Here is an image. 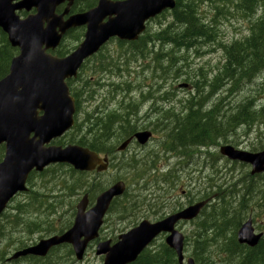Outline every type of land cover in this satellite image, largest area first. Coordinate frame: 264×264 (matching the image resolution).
Returning <instances> with one entry per match:
<instances>
[{"label": "water", "instance_id": "water-1", "mask_svg": "<svg viewBox=\"0 0 264 264\" xmlns=\"http://www.w3.org/2000/svg\"><path fill=\"white\" fill-rule=\"evenodd\" d=\"M77 0H0V29L18 54L11 60L8 74L0 80V146L4 157L0 162V215L13 196L26 192V181L34 171L41 173L55 164H65L79 172H102L107 158L77 145L57 146L51 143L62 137L74 125L75 106L67 80L75 79L83 62L95 55L110 39L133 42L145 31V24L162 12L172 10L175 0H97L93 8L70 14ZM65 4L60 14L56 8ZM34 11L25 18L17 12ZM84 27L83 40L65 57L55 50L64 35ZM151 134L139 132L134 138L141 145ZM131 138L118 151L126 149ZM231 161L251 166V175L264 173V151L249 153L230 146L219 149ZM125 184L118 181L103 191L92 208L87 209L84 195L76 205L71 227L60 235L40 240L34 246L16 252L9 260L33 256L44 258L60 245L71 246L80 262L88 245L98 239L99 229L112 200L121 196ZM209 200L150 222L142 220L137 226L120 234L115 243L99 241L95 256L103 257L101 264H130L161 234L165 244L176 254L178 264H195L184 260L185 238L175 226L197 218ZM262 235H256L251 220L241 224L237 242L250 248L257 246Z\"/></svg>", "mask_w": 264, "mask_h": 264}, {"label": "rangeland", "instance_id": "rangeland-1", "mask_svg": "<svg viewBox=\"0 0 264 264\" xmlns=\"http://www.w3.org/2000/svg\"><path fill=\"white\" fill-rule=\"evenodd\" d=\"M201 10L204 11L205 15H210V7L204 5ZM229 10L230 15H227L226 19H221L216 25L218 31L216 41L198 44L196 46L197 52L193 50L188 52L179 51V54L176 52L177 55H174L171 54L172 48L169 45L155 42L156 44L153 46L151 44L153 41L144 42L143 47L138 45L122 48H119L115 41L109 42L105 53L109 54L107 61L110 60V64L106 69L99 70L97 64H89V67L87 66L85 69L86 80L99 82L101 86L92 85L88 87L80 81L83 93L76 119L82 127L86 128L83 124L86 122V117L105 116L106 110H116L120 114L128 113L129 117L133 116L134 119L142 121L141 123L132 121L136 122L139 128L155 129L153 138L147 145L142 147L134 143L126 150L125 156L132 158L134 155L137 160H141L144 164H154L160 172L172 171L173 176L177 178V182L176 187L174 190L172 188L173 191L170 194L172 197L170 198L172 201L170 204L173 205L169 210H172L174 206L176 208L182 207L190 201L205 199V195H207L209 199L212 198V206L214 205L215 209L225 204L229 210L234 208L237 215H242L241 222L244 223L248 218H251L255 232L262 233L264 239V175L251 177L249 175V165L229 161L218 152L220 146H230L248 152L261 151H252V147L260 141L264 142V122L255 125L250 130L238 128L230 131L226 135L227 138L221 140L219 145L210 146L205 151H201V148L200 152L192 150V153H189L186 157H176L171 153H167V150L161 145L163 142H168L166 132H169L172 124H174L175 118L171 114H179L182 118L186 112L184 111V105L187 104L188 98L197 97L198 92L201 91V85L193 86L191 84L193 81H200V78L196 76L199 69L206 72L207 78L213 77L223 62L224 53L220 45L230 44L232 41L241 40L248 35L250 19L242 17L234 8ZM156 21L150 22L147 26L146 32L153 33L152 37H155L156 33L167 29L164 18H159ZM66 43L77 46L79 41H73L69 37L66 39ZM167 54L171 55V61L167 58ZM159 56H162L160 60H158ZM183 84L189 86L179 88ZM226 89V86H220L217 90H214L216 101H221L222 97L228 94L225 96V100L220 102L224 109H227V105L235 108L241 101L249 98L260 99L259 101L256 100V105H259L262 102L261 99H264V73L256 76L251 83L243 85L238 93L230 95L228 90L225 91ZM261 96L263 97L260 98ZM129 99L132 102L128 101ZM223 108L222 110L220 108V113H225ZM159 119L161 120L160 126L157 124ZM218 119L220 120L219 116ZM92 124L95 125L96 123L93 122ZM159 127L161 129H158ZM72 136L73 134L62 138L63 145L71 144L68 141ZM68 168L69 166L61 168L57 165L50 166V171L45 172L44 175L30 177L27 181L28 192L22 194L16 203L12 204V215H24L17 213L16 207L18 208L19 204L27 205L31 196L32 198H42L41 196H43L46 201L58 204L61 196L67 193L68 185L72 181L75 183L82 182L81 190L76 191L70 197L61 198L63 204L60 205L57 214L52 217L57 226L62 218L63 221L70 219L71 207H75L92 183H96L100 189L103 188V191L117 181V178H123L124 181L130 182L128 171L118 173L113 168H109L104 174L88 176L84 181L78 174L71 173ZM152 173H155L154 168L151 169V172L147 171L148 178H151ZM235 183H241V185L233 188L232 185ZM138 188L139 186L136 188L130 186V192ZM100 192L97 191L95 197ZM137 194L140 193L137 192ZM146 194L148 192L141 193V197ZM93 201L94 199L91 204ZM41 210L43 211L44 208L41 209L37 202L34 204L31 215H40ZM169 210H164L157 215H164L166 212H170ZM111 211L113 215L108 216L101 233L103 240L116 237L119 233L129 230L142 220L151 221L154 219L151 213H146L144 210L139 212L134 209H131L130 212L129 207L123 214H120L122 211L120 206H116ZM210 211L211 209H208L206 213ZM58 215H60L59 218L56 217ZM121 216L124 217L120 218ZM200 220L201 218L196 219L194 223L183 224L179 227V230L187 238V249L191 248L190 240L198 238L197 235L194 238V235L198 228L197 223ZM6 224V221H0V227L6 229L0 240V253L3 259L19 249L20 241H24V244L29 246L37 242L42 235V233H39L30 236L22 230H18L19 233L16 232V234L12 233L10 235V230L6 228ZM208 234L209 244L204 254L206 262L208 264H238L242 258L239 256L242 253H238L240 255H230L225 250L220 249L224 240H226V245L229 244L230 233L226 232L225 238L219 240L217 244L216 241H211L212 232ZM160 241V239H157L155 243H160ZM195 245L199 246V241L195 240L193 246ZM186 254L189 256V252H186ZM58 255L63 260L62 251ZM18 261L15 260L13 263H11L12 261L8 263L3 261L0 264H20ZM66 261L65 264H100L102 260L95 256L94 247H92L86 251L82 262H76L75 260L71 262L70 259Z\"/></svg>", "mask_w": 264, "mask_h": 264}, {"label": "trees", "instance_id": "trees-1", "mask_svg": "<svg viewBox=\"0 0 264 264\" xmlns=\"http://www.w3.org/2000/svg\"><path fill=\"white\" fill-rule=\"evenodd\" d=\"M95 4L96 0L77 1L72 6L71 13L86 11L94 7ZM204 5L210 7L209 16L205 15L204 11L201 10V7ZM228 8H234V10H236L242 17L250 19L248 28L249 33L241 40H234L230 44L220 45V48H222L224 53L223 62L220 68L217 69V72L210 79L205 75L206 72L199 69L196 76L200 78V81H193L191 84L193 86L201 85V91L198 92L197 97L193 96L188 98L187 104L184 105V111L186 112L183 114L182 118H180L179 114H171L175 118L173 122L174 124H172L169 132H166L168 134V142H163L161 145L167 150V153H171L176 157H186L189 153H192V150L200 152L199 150L201 148V151H205V149L210 146L219 145L221 140L227 138L226 135L230 131L238 128L250 129L252 126L260 125L264 122V99H261L262 102L259 105H256V100L259 101L260 99L249 98L241 101L235 108L227 105V109H224L220 105L221 101H216L214 96V90H217L220 86H226L227 89L225 91L228 90L230 95L238 93L243 85L251 83L256 76L264 73V0H176V5L173 10L169 11V13H167L168 11L164 12L162 15L154 19L156 21L159 18H164L166 20L165 27L167 29L156 33L154 35L155 37H152L153 33L145 31V33L135 42L117 43L119 48L136 47L138 45L143 47L144 42L149 43L153 41L151 43L153 46H155V42H159V44L162 45H169L172 48L171 54L174 55H177L176 52L178 53L179 51L188 52L193 50L197 52L196 46L198 44L203 42L212 43L216 41L218 37L216 25L221 19H226V16L230 15V10ZM61 9L62 6L58 7L57 12H60ZM159 23L162 25L161 22ZM82 35L83 29L69 31L62 40L60 46L52 54L58 57L66 56L76 47L71 46L70 43H66V39L70 37L73 41H80ZM105 51L103 55L100 52L98 55L93 56L92 60H90L91 62L88 61L90 62L89 64H97L99 70H105L110 64V60L107 61L109 54H106ZM17 52V49L12 48L8 44L6 35L0 30V79L7 74L11 59L17 54ZM170 56V54H167V58L171 61ZM161 57L162 56H159L158 60H160ZM84 67L78 72L76 80H70L67 83L71 96L75 100L76 115L80 110L81 95L83 93L80 81L84 82L85 86L88 87H91L92 85L97 87L101 86L99 82H90L86 80ZM262 97L263 96L260 98ZM128 101L132 102L130 99ZM220 108L221 110L223 108L225 113H220ZM105 116L107 117L105 121H95L98 128L88 138L85 137L82 132V126L77 120L73 128L64 135L66 138L73 134L68 143L86 147L100 155L106 154L110 157L111 167H117L121 172L128 171V180L130 182H125L129 185V190L121 197L112 201L104 222H106L109 215H113L111 210L116 206L122 208L120 214H123L128 207L130 212L131 209L138 211L141 210L146 201H150L145 206L150 209L149 211L153 214L151 216L154 217L155 220L161 219L163 215L157 214L163 212V208H167L169 205L164 204V202L161 201L160 196H154V193L149 195L146 194V196L144 195L141 197V194L133 192L135 189L130 192V186H133V188L139 186V190H136L140 192L147 189V186L152 184L151 186H154L155 190H164L165 192L175 187L177 178L175 179L171 170L160 172L154 164L153 166L156 174L152 173L151 178H148L147 171L151 172V168L147 169L148 164L143 163V166H138L137 161L131 157L118 158V155L115 153V147L111 145L109 141L113 139L118 144L131 137V134L134 131L132 126H134L135 123L128 118V113L120 114L116 110L108 111V113L106 112ZM218 116L220 117V120L218 119ZM117 122L120 124L119 127L116 130H112V127ZM160 122L161 120L159 119L157 121L159 126L161 125ZM158 129L161 128L159 127ZM55 144L63 145V142L58 140ZM259 150H264L263 141L258 142L257 145L252 147V151ZM121 155H124V153H121ZM2 156L3 147L1 146L0 158ZM57 166L59 168L67 167L65 165ZM68 169H70L71 173L78 174V176L84 181L86 177L91 175L88 173L73 171L71 167ZM48 171H50V167L46 168L39 174L31 173L30 177L32 178L34 175L42 176ZM120 179L124 180L123 178ZM143 183L144 185H142ZM81 184L82 182L75 183L72 181L68 185L67 193L63 194L61 198L65 196L70 197L72 194H75L76 191L81 190ZM240 185L241 183H235L232 187L235 188ZM161 186H166L167 188L163 189ZM102 189L103 188L100 189L96 183H92L84 193H88L89 199L93 200L96 192L102 191ZM41 197L42 198H32L31 196L27 205L23 206L19 204L18 208L16 207L17 213L20 212L24 214L21 215L23 220L17 225L15 222L6 224V228L10 230V235L12 231H21L22 229L30 236L42 233V235H45L44 237H46L49 236V234H61L70 227L75 214V207L72 206L70 209V219L63 221L62 218L56 226L52 217L57 214V210L60 205L63 204V200L60 198V203L56 204L46 201L43 199L45 198L43 196ZM37 202L41 209L44 208V210H41L40 215H31L33 213L34 204ZM209 209H211L209 213H206L207 210H205V212L199 217L201 220L197 223L198 228L194 235V238L196 235L198 238L190 240V249L185 248V252H189V256L194 259L195 264H208L204 254L206 253L209 244V232H212L211 241H216V244L219 240L225 238L226 232L230 233V238L228 239L229 244L226 245V240H224L220 249L225 250V252L230 255L242 253V255L239 256L242 258L238 264H264V241L260 242L257 247L253 249L238 245L236 242L235 233L241 224L242 215H237L234 208L229 210L225 204H222L218 209H215L214 205H210ZM56 217L59 218L60 215ZM123 217L124 216H121L120 218ZM103 229L104 228L101 229V233ZM5 230L6 229L0 227V239L4 236ZM42 235L39 239L43 238ZM115 238L116 237H113L111 239L115 240ZM195 240L199 241V246H193ZM185 241L187 242V238ZM187 243L185 246H187ZM93 244L94 243L90 244L88 248L91 249ZM19 245V249L27 247V245L24 244V241H20ZM60 251H62V259L64 261L61 260V256L58 255ZM67 259L74 262L73 251L68 245L53 248L45 258L26 257V259H20L21 261L19 260V263L65 264ZM3 261L5 260L1 257L0 253V262ZM131 264H177V261L175 253L168 249L161 240L160 243H153L151 247L145 249L139 255L137 260Z\"/></svg>", "mask_w": 264, "mask_h": 264}, {"label": "flooded vegetation", "instance_id": "flooded-vegetation-1", "mask_svg": "<svg viewBox=\"0 0 264 264\" xmlns=\"http://www.w3.org/2000/svg\"><path fill=\"white\" fill-rule=\"evenodd\" d=\"M107 112V111H106ZM96 118H98V119H96ZM96 119V120H95ZM102 119L103 120H105V119H107L106 118V116H92V117H86V122L85 123H83L85 126H86V128H84L83 127V129H82V132L84 133V135H85V137L86 138H88L90 135H91V133H93L98 127L96 126V124L95 125H92V123L94 122V121H98V120H101L102 121ZM129 119L131 120V121H138V122H142V121H140L139 119H134L133 117H129ZM134 119V120H133ZM119 127V125H118V122L116 123V124H114V126L112 127V130H116L117 128ZM141 129H143V128H141ZM141 129H139V130H141ZM139 130H137V131H139ZM145 130V129H144ZM135 131V130H134ZM133 131V132H134ZM153 133V132H152ZM131 135H133V133L131 134ZM134 144V143H133ZM140 146V145H139ZM142 147H144V146H142ZM3 154H4V149H3ZM133 157H134V159L137 161V165L138 166H143V162L141 161V160H137L136 158H135V156L133 155ZM2 159H3V156L0 158V162L2 161ZM148 166H153V165H151V164H148ZM184 194L186 193V192H183ZM22 194L23 193H18V194H16L15 196H13L12 197V199L10 200V202H9V204L7 205V208H6V210H5V212H4V215H0V221L1 220H4V221H6L7 223H10V222H15V224L17 225L18 223H20V222H22V220H23V217L20 215H12L13 214V207H12V204L15 202L16 203V201L22 196ZM190 204H192V203H187V204H184V205H182V207H177L174 211H171V212H167L165 215H171V214H173V213H175V212H177V211H179V210H181V209H183V208H185V207H187V206H189ZM20 213V212H19ZM25 218H27V217H25ZM11 224H13V223H11ZM14 226V225H13ZM19 229H21V228H19ZM22 230V229H21ZM23 231V230H22ZM15 232H17V231H12L11 232V234L12 233H15ZM1 240V239H0ZM262 241H264V239H263V237L260 239V241H259V243L260 242H262ZM258 243V244H259ZM21 249V248H20ZM17 250H19V249H17ZM16 250V251H17ZM7 256V255H6ZM8 258V257H7ZM5 261L7 262V259H6V257H5Z\"/></svg>", "mask_w": 264, "mask_h": 264}, {"label": "bare ground", "instance_id": "bare-ground-1", "mask_svg": "<svg viewBox=\"0 0 264 264\" xmlns=\"http://www.w3.org/2000/svg\"><path fill=\"white\" fill-rule=\"evenodd\" d=\"M167 13H169V12H167ZM162 15V14H161ZM201 23V22H200ZM131 46V45H130ZM260 71V70H259ZM225 96H227V94L225 95ZM225 96H223L222 97V99H221V102H223L224 100H225ZM203 103V102H202ZM107 105V104H106ZM107 107H108V105H107ZM105 108V107H104ZM204 108V107H203ZM106 111H108V110H106ZM110 111V110H109ZM260 112V111H259ZM108 113V112H107ZM124 116V115H123ZM122 117V116H121ZM133 117V116H132ZM107 118V117H106ZM126 118V117H125ZM96 119H98V118H96ZM95 119V120H96ZM119 119V118H118ZM117 119V120H118ZM103 120V119H102ZM120 120V119H119ZM118 120V121H119ZM134 120V119H133ZM105 121V120H104ZM95 122V121H94ZM134 123V122H133ZM116 124V123H115ZM118 125H120V124H118ZM123 126V125H122ZM132 128H134V132H133V135L132 136H134L136 133H139V132H144V131H146V130H148V128H146V127H144L143 129H141V128H139V127H137V125H136V122H135V125L134 126H132ZM83 129V128H82ZM101 129V128H100ZM125 129V128H124ZM127 129V128H126ZM139 129H141V130H139ZM145 129V130H144ZM119 130V129H118ZM137 130H139V131H137ZM120 131V130H119ZM94 134H96V133H94ZM100 134V133H99ZM118 134V133H117ZM120 134V133H119ZM91 135H92V133H91ZM121 135V134H120ZM131 136V137H132ZM91 141H93V140H91ZM133 144V143H132ZM112 151V150H111ZM110 152V151H109ZM115 155V154H114ZM116 157V156H115ZM113 160V159H112ZM121 162V161H120ZM118 163V162H117ZM116 163V164H117ZM114 164H115V162H114ZM168 174V173H167ZM176 177V176H175ZM176 179V178H175ZM142 185H144V183L142 184ZM150 185H152V184H150ZM155 185V184H154ZM158 186V185H157ZM142 187V186H141ZM148 187V186H147ZM154 187V186H153ZM157 188V187H156ZM158 188H159V186H158ZM157 188V189H158ZM139 190V189H138ZM160 190V189H159ZM163 190V189H162ZM158 191V190H157ZM164 191V190H163ZM146 196V195H145ZM117 198V197H116ZM159 198V197H158ZM204 198V197H203ZM201 199V198H200ZM206 199V198H205ZM244 199V198H243ZM129 200V199H128ZM149 200H151V199H149ZM157 200V199H156ZM130 201V200H129ZM159 201V200H158ZM158 201H156V202H158ZM150 202V201H149ZM133 203V202H132ZM151 203H152V201H151ZM154 204V203H153ZM158 205V204H157ZM154 206V205H153ZM161 207V206H160ZM150 210V209H149ZM154 210V209H153ZM152 210V211H153ZM159 214V213H158ZM18 233H19V231H17ZM14 234H16V232L14 233ZM50 235V234H49ZM69 246V245H68ZM150 250V249H149ZM54 254H56V253H54ZM28 258V257H27ZM7 259V258H6ZM26 259V258H25ZM5 260V259H4ZM22 260V259H21ZM20 260V261H21ZM6 262V261H5ZM19 262V261H18ZM8 263V262H7ZM12 263H13V261H12Z\"/></svg>", "mask_w": 264, "mask_h": 264}]
</instances>
